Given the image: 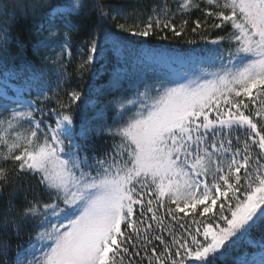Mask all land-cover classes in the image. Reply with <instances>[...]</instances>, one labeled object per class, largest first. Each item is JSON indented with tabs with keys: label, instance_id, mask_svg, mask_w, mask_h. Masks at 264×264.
Segmentation results:
<instances>
[{
	"label": "snow or ice",
	"instance_id": "snow-or-ice-1",
	"mask_svg": "<svg viewBox=\"0 0 264 264\" xmlns=\"http://www.w3.org/2000/svg\"><path fill=\"white\" fill-rule=\"evenodd\" d=\"M26 7L31 60L0 31V264H217L264 224V0ZM161 32L205 47L120 35Z\"/></svg>",
	"mask_w": 264,
	"mask_h": 264
},
{
	"label": "trees",
	"instance_id": "trees-1",
	"mask_svg": "<svg viewBox=\"0 0 264 264\" xmlns=\"http://www.w3.org/2000/svg\"><path fill=\"white\" fill-rule=\"evenodd\" d=\"M29 0H18V6L11 11L9 16H0V31H7L9 35L8 47L12 54H16L20 51L19 44L23 42V55L26 59L31 60L34 56L33 48L38 37L35 33V23L32 18L31 10L26 7ZM53 4L62 3L63 0H50ZM126 4H132L135 0H123ZM153 0H144V3L151 4ZM41 17L46 19L48 12H42ZM43 22V20H41ZM123 22V21H121ZM180 21L177 20V24ZM105 27L109 28L111 31H118L111 23H105ZM46 34V33H45ZM122 36H126L131 40L144 41L146 40L151 46H163L169 49H177L180 51L189 50H200L205 47L199 37H193L190 32H186L181 38H173L168 34L169 38L167 40L163 39L165 33L161 32L159 35H153L151 37H133L129 33H120ZM195 41V42H193ZM52 66H49L51 69ZM107 68V62H105L104 67H97L98 74L107 79L104 75L105 69ZM55 75L51 76L53 81V87L55 82ZM100 82H103L102 80ZM87 90V84L85 85ZM248 240L252 243L249 244ZM264 224H259L251 229H249L248 236L246 240H242L234 246L231 255L225 256L224 258L217 261V264H232V258L235 256H251L257 252H260L264 247Z\"/></svg>",
	"mask_w": 264,
	"mask_h": 264
},
{
	"label": "rangeland",
	"instance_id": "rangeland-1",
	"mask_svg": "<svg viewBox=\"0 0 264 264\" xmlns=\"http://www.w3.org/2000/svg\"><path fill=\"white\" fill-rule=\"evenodd\" d=\"M47 35V33L45 34ZM51 66V65H49ZM249 261L253 262V264H261V261L264 260V250L258 253L251 255L250 257H246Z\"/></svg>",
	"mask_w": 264,
	"mask_h": 264
}]
</instances>
